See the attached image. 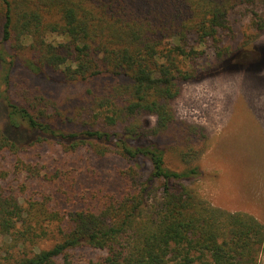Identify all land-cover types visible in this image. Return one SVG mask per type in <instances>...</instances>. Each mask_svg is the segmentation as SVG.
<instances>
[{"label":"trees","instance_id":"1","mask_svg":"<svg viewBox=\"0 0 264 264\" xmlns=\"http://www.w3.org/2000/svg\"><path fill=\"white\" fill-rule=\"evenodd\" d=\"M264 0H0V156H19L52 142L70 151L88 147L126 161L120 174L126 191L111 195L98 209L61 213L46 201L27 202L14 188L0 185V238L21 250L17 264H76L79 249L103 251L85 264H256L264 252V224L254 216L213 206L192 184L201 174L193 165L205 147L192 139L179 147L184 167L169 165L171 147L162 139L177 124L172 107L182 86L194 80V65L209 41L220 48L237 8ZM264 32V10L253 12ZM49 35L65 41L54 43ZM29 39L30 43L25 44ZM259 59L240 69H264ZM219 51L220 57L224 56ZM232 56L224 58L228 63ZM191 64V65H189ZM35 76L61 70L70 82L104 80L95 107L100 128L58 129L12 91L13 73ZM17 92H19L17 90ZM151 119H154L152 124ZM189 135L201 133L189 126ZM16 168L41 176L21 159ZM51 242L43 249L41 242Z\"/></svg>","mask_w":264,"mask_h":264},{"label":"rangeland","instance_id":"2","mask_svg":"<svg viewBox=\"0 0 264 264\" xmlns=\"http://www.w3.org/2000/svg\"><path fill=\"white\" fill-rule=\"evenodd\" d=\"M254 10L263 11L264 2L256 6L237 8L229 15L230 29L221 32L220 48L209 41L204 55L194 64L197 77L182 86L172 107L177 124L163 137L162 145L172 138L167 153L169 165L177 170L184 167L176 157L179 147L192 139V144L205 147L195 160L201 174L192 184L213 206L229 212L254 216L264 224V69H240L236 65L254 63L259 48H264V32L253 25ZM54 43L63 37L49 35ZM29 44L30 40L24 41ZM219 51L224 53L223 59ZM232 56L228 63L224 58ZM191 65V64H189ZM43 77L19 68L13 73L12 91L23 101L40 109L36 97L44 98L45 117L65 132H80L100 128L102 114L95 107L103 95L104 80L68 81L61 70H47ZM17 90L19 92H17ZM5 119L0 105V125ZM154 123V119H151ZM198 126L201 133L189 135V126ZM21 156L28 165L39 169L41 176L31 178L16 168ZM126 161L113 152L99 156L88 147L67 150L47 142L33 147L28 153L0 156V185L14 188L27 202L46 201L61 213L87 208L98 209L108 197H120L126 191V180L120 174ZM8 238H0V264H17L21 250L12 248ZM43 249L51 242H41ZM103 251L79 249L74 253L76 264H85ZM86 261V262H85ZM256 264H264V252Z\"/></svg>","mask_w":264,"mask_h":264}]
</instances>
